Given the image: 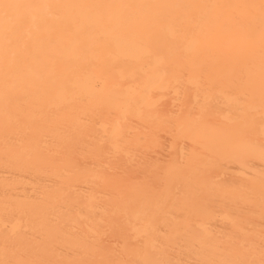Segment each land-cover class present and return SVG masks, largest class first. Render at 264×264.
Instances as JSON below:
<instances>
[{
	"label": "bare ground",
	"instance_id": "6f19581e",
	"mask_svg": "<svg viewBox=\"0 0 264 264\" xmlns=\"http://www.w3.org/2000/svg\"><path fill=\"white\" fill-rule=\"evenodd\" d=\"M0 264H264V0H0Z\"/></svg>",
	"mask_w": 264,
	"mask_h": 264
}]
</instances>
